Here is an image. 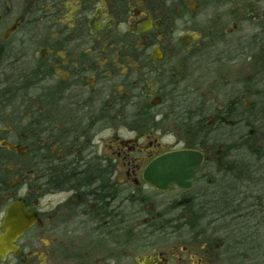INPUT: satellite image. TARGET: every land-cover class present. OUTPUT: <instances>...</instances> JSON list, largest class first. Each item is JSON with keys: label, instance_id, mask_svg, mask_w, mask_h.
I'll return each mask as SVG.
<instances>
[{"label": "flooded vegetation", "instance_id": "1", "mask_svg": "<svg viewBox=\"0 0 264 264\" xmlns=\"http://www.w3.org/2000/svg\"><path fill=\"white\" fill-rule=\"evenodd\" d=\"M256 5L0 0V264H264V183L227 173L264 93ZM190 150V188L146 178Z\"/></svg>", "mask_w": 264, "mask_h": 264}, {"label": "water", "instance_id": "2", "mask_svg": "<svg viewBox=\"0 0 264 264\" xmlns=\"http://www.w3.org/2000/svg\"><path fill=\"white\" fill-rule=\"evenodd\" d=\"M203 162L197 151H176L155 160L146 170V178L160 189L174 185L190 188Z\"/></svg>", "mask_w": 264, "mask_h": 264}, {"label": "trees", "instance_id": "3", "mask_svg": "<svg viewBox=\"0 0 264 264\" xmlns=\"http://www.w3.org/2000/svg\"><path fill=\"white\" fill-rule=\"evenodd\" d=\"M252 129L253 132L248 133H239L235 136L229 135V142L230 140L234 143L243 142L240 145L244 146L242 149V152L237 153L236 155V165H231L230 169L227 171V173H233L234 166L237 168V172H243V173H250L252 174L254 183L260 182L262 184L264 182V175L261 174L264 171V152L261 154L260 148H256L255 150L251 148V144L249 143L250 140L257 139L259 136V133L263 132L264 134V93L260 95L259 99L254 102V109H253V117H252ZM239 140V142H238ZM238 149H241L240 146ZM251 150V152H250ZM245 152L249 154V156H257V161H255L253 164L247 163V156L245 157ZM259 188V187H257ZM256 188V189H257ZM263 191V190H262ZM254 194H255V188H254ZM255 199L257 202H260L264 199V195L255 194Z\"/></svg>", "mask_w": 264, "mask_h": 264}, {"label": "rangeland", "instance_id": "4", "mask_svg": "<svg viewBox=\"0 0 264 264\" xmlns=\"http://www.w3.org/2000/svg\"><path fill=\"white\" fill-rule=\"evenodd\" d=\"M256 1V0H255ZM264 13V0H257V5H256V10H255V14H257V15H259V16H261L262 14ZM254 55H256V54H254ZM259 67V66H258ZM255 68V70H257L256 69V67H254ZM232 69L234 70V71H239V70H241V69H243V66H242V64H241V62H238V63H236V64H233V66H232ZM254 72H256V71H254ZM261 87V86H260ZM223 88V87H222ZM263 133V132H262ZM261 132L259 133V137L257 138V139H252V140H250L249 141V143L251 144V148H253L254 150L256 149V148H260V151H261V154L264 152V134H262ZM233 142H235V141H233ZM238 142H239V140H238ZM241 143H243V142H239V143H237V150H234V152H233V155H232V158H234V155H236L237 153H241L242 152V149L244 148V146H241L240 144ZM239 145L241 146L240 148L241 149H238V147H239ZM250 152H251V150H250ZM249 154H251V153H249ZM249 154H247L246 152H245V157L247 156V163H251V164H253L255 161H257V156L258 155H254V156H249ZM225 162V161H224ZM217 168H218V166H217ZM219 169V168H218ZM217 169V170H218ZM213 173H218V171H214L213 170ZM261 174H263L264 175V171L261 173ZM264 183V182H263ZM207 185V183H206V181H199L198 183H196V185H195V187H194V189H193V191H192V193L193 194H196L199 190H201V189H203V188H205V186ZM263 190V191H262ZM192 193H190L191 195H192ZM255 194H260V195H264V186H260L259 188H257L256 189V187H255ZM258 216V217H257ZM257 216H255V217H253V221H257V220H259V217H260V215H257ZM264 219V218H263ZM257 243V246L261 243V247L260 246H258V250H259V252L262 250V248L264 247V235L260 238V240L259 239H257L256 240V242H255V244Z\"/></svg>", "mask_w": 264, "mask_h": 264}]
</instances>
